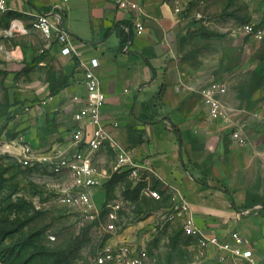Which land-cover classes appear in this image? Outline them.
I'll return each mask as SVG.
<instances>
[{
    "label": "crops",
    "instance_id": "obj_1",
    "mask_svg": "<svg viewBox=\"0 0 264 264\" xmlns=\"http://www.w3.org/2000/svg\"><path fill=\"white\" fill-rule=\"evenodd\" d=\"M127 1L142 11L140 34L136 12L119 8L115 0H7L12 10L0 17L34 26L28 13L46 14L71 34L79 54L64 56L60 45L50 40L47 48L59 70L56 76L68 77L67 84L53 96L47 80L23 91L20 98L28 109L23 115L27 119L16 128L12 141L45 152L71 148L70 134L76 126L72 113L80 105L72 97L77 95L82 103L85 95L80 62L97 58L105 94L101 121L138 162L154 171L146 172L147 178L140 181L143 190L156 187L168 207L176 189L206 236L233 243L231 234L237 232L252 250V264H264V114L252 115L262 111L264 83L249 95H238L233 88L235 73L221 69L215 73L219 77L212 73L213 68H222L219 58L196 66L183 59L188 22L182 14L186 6L175 12L179 0ZM250 51L246 47L244 53ZM46 64L38 60L39 66ZM212 80L226 85L219 98L229 111L228 121L207 116L199 88ZM243 100L254 103L248 106ZM7 124L9 129L11 122ZM234 129L247 139L245 147L231 140ZM98 159L103 168L96 166ZM94 164L109 178L115 167L112 151L101 149ZM215 259L210 248L202 264Z\"/></svg>",
    "mask_w": 264,
    "mask_h": 264
},
{
    "label": "rangeland",
    "instance_id": "obj_2",
    "mask_svg": "<svg viewBox=\"0 0 264 264\" xmlns=\"http://www.w3.org/2000/svg\"><path fill=\"white\" fill-rule=\"evenodd\" d=\"M182 14L188 22L183 59L196 66L219 58L222 68H213L212 73L218 69L235 73L233 88L238 95H249L264 83V38L258 41L241 30L247 22L264 30V0H190ZM19 24L0 17V128L6 120L11 122L9 129L7 126L0 133V163L6 169L0 178V249L30 237L33 252L62 248L71 257L68 264H91L97 248L111 236L146 243L147 264H192L179 219L167 220L170 205L165 207L161 199L142 193L141 182L134 184L126 175L122 181L103 184L95 191V204L103 209L99 222L111 221L117 228L114 235L100 236L98 221L90 224L74 209L57 202L63 175L53 173L48 165L23 168L2 153L14 145L16 128L27 119L23 115L28 109L23 108L20 95L59 73L47 48L52 42L37 32L32 22ZM24 28L30 31L24 34ZM246 47L251 51L244 53ZM38 60L47 64L39 66ZM242 102L248 106L254 103ZM96 166L103 168V161L98 159ZM129 183L131 188L141 183L138 197H124ZM104 199L110 203L107 209ZM13 202L19 203L18 207L11 208Z\"/></svg>",
    "mask_w": 264,
    "mask_h": 264
},
{
    "label": "built area",
    "instance_id": "obj_3",
    "mask_svg": "<svg viewBox=\"0 0 264 264\" xmlns=\"http://www.w3.org/2000/svg\"><path fill=\"white\" fill-rule=\"evenodd\" d=\"M190 0H179L175 12H182ZM119 8L131 9L136 12L134 18L136 32L140 34L142 26L139 17L141 9L134 2L127 0H115ZM7 0H0V15L11 11ZM34 19V26L47 40L54 39L60 45V54L64 56H78V52L72 44L73 37L60 25L52 23L46 14L30 12ZM246 35L260 41L264 38V30L256 27L253 22H247L241 26ZM129 42V40H128ZM127 42V43H128ZM126 43V45H127ZM83 69V83L85 95L81 103L77 95L72 100L80 105L73 111L72 118L76 126L72 129L71 148L58 151L45 152L33 148L30 144L21 143L9 146L2 151L11 156L21 167L49 166L53 173L63 175L65 182L57 192V202L62 206L71 207L90 224L98 221L99 235L116 233V226L111 221H100L103 212L102 206L95 204L94 194L109 178L108 174L100 171L94 164V157L103 148L112 151L115 158L114 171H127L128 177L134 184L147 178L146 172L154 171L138 162L131 150L119 143L106 129L101 121V111L105 103V94L100 86V78L97 73L99 61L92 58L86 62H80ZM226 92L225 83L212 80L199 88L203 104L207 110V116L211 120L228 121L229 111L219 98ZM262 111H254V117H260ZM231 140L239 147H245L248 142L238 129L230 132ZM73 147V148H72ZM143 192L150 198L160 200L161 195L157 188H146ZM171 204L167 209L166 219H179L184 236L191 238L188 249L191 252L192 264H202L208 257L209 249L216 253L217 264H252L253 254L247 241L237 232L231 234L233 243L221 241L218 237L206 236L200 230L194 218L185 204L182 195L173 189L170 194ZM104 208H109V201L102 202ZM245 213H249L246 209ZM110 215V214H109ZM112 216V215H110ZM110 238L99 246L92 257L91 264H147L148 250L146 243L121 240L111 241Z\"/></svg>",
    "mask_w": 264,
    "mask_h": 264
},
{
    "label": "trees",
    "instance_id": "obj_4",
    "mask_svg": "<svg viewBox=\"0 0 264 264\" xmlns=\"http://www.w3.org/2000/svg\"><path fill=\"white\" fill-rule=\"evenodd\" d=\"M11 11L6 13L9 14ZM128 37L123 40V43L127 41ZM68 77L64 76H52L51 79H48L49 84V95L53 96L57 94L66 84ZM8 119V118H7ZM7 120L0 128V133L4 131L6 128ZM3 157H0V160ZM3 164L0 163V178L5 173L6 169ZM127 175V171L123 172H114L109 177V179L104 183L105 185H114L123 180V177ZM141 183L133 186L131 188V184L126 185V189L123 191L124 197H128V195H133L135 198L138 197V193L141 189ZM156 188V187H155ZM159 191V190H158ZM249 199V196H248ZM249 202V201H248ZM262 204L264 203L261 201ZM11 208L18 207L19 203L13 202L11 203ZM186 237V236H185ZM188 240L187 245L190 243L191 238L186 237ZM3 240V239H2ZM33 245V241L30 237H27L22 240H18L12 242L3 248L0 249V263L1 264H68L70 262L71 257H69L66 250L62 248H58L55 250H44L41 253H36L31 251V247ZM217 264V263H212Z\"/></svg>",
    "mask_w": 264,
    "mask_h": 264
}]
</instances>
